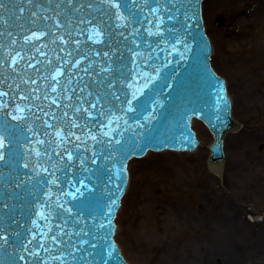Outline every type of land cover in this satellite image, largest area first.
Wrapping results in <instances>:
<instances>
[{"label":"rangeland","instance_id":"1","mask_svg":"<svg viewBox=\"0 0 264 264\" xmlns=\"http://www.w3.org/2000/svg\"><path fill=\"white\" fill-rule=\"evenodd\" d=\"M219 1L212 9L204 4L205 23L215 47L213 64L229 80L234 119L243 129L226 136L229 165L221 177L206 165L209 138L195 155H158L161 177L153 173L156 161L148 164V158L129 166L132 184L116 223L117 242L132 264H264V222L244 216L264 214V0ZM239 8L250 10L241 25L234 19ZM219 14L224 23L218 26ZM231 34L254 42L252 49L247 44L238 50L243 75L251 78L244 89L223 56ZM196 128L200 139L206 136L201 125Z\"/></svg>","mask_w":264,"mask_h":264},{"label":"water","instance_id":"2","mask_svg":"<svg viewBox=\"0 0 264 264\" xmlns=\"http://www.w3.org/2000/svg\"><path fill=\"white\" fill-rule=\"evenodd\" d=\"M188 5H195V3H197L199 0H184ZM206 1L207 0H205V3H206ZM155 3H157L158 5H159V7H163V4L165 3V1L164 0H155L154 1ZM9 3L10 4H12V0H9ZM170 4H169V6H171L172 4H174V3H172V2H169ZM172 3V4H171ZM175 5V4H174ZM191 8H192V10L190 11V13H192V14H190L189 12H188V14H185V12H186V9L187 8H185V9H183V10H185V12H183V13H180L179 15H180V19H182V20H184L183 22H185V25H186V27H188V26H192V25H194V26H199L200 25V22L199 21H195L194 19H192L194 16L196 17V9H195V6H191ZM163 10V9H162ZM203 10H204V8H203ZM173 12V11H172ZM192 19V20H191ZM203 19L205 20V22H206V19L203 17ZM180 26H182V23H180ZM212 44H213V56H214V53H215V47H214V43L212 42ZM213 56H212V61H213ZM213 63V62H212ZM213 67H214V65H212ZM75 80L80 84V88H79V90H81V92H82V90H84L85 89V86L83 85V82H81V80H80V78H75ZM4 81V79H2V80H0V82H3ZM227 81V80H226ZM47 83V82H46ZM199 83H201V82H199ZM228 83V82H227ZM204 85V84H203ZM228 87V86H227ZM197 89H198V87H197ZM198 90H200V88L198 89ZM221 92V90H219V89H216V92H217V94H219V92ZM229 93V92H228ZM7 96V95H6ZM231 97V100H232V96H230ZM7 99H8V101L10 100H15V98H13L12 96H10V95H8L7 96ZM234 108H235V104L232 102V115H233V117H234ZM225 112H227L226 110H224V111H222L221 112V115L219 116V118L221 119V120H218V122H217V120L216 121H214V125H212V127H213V129H214V133H215V135L217 136V138H220L222 135H223V133H224V131L225 130H231V131H235V130H237V125H236V123L235 122H233L232 120H230L228 117H227V119L226 120H222L223 119V117H225ZM193 123H194V119L192 120V126H193ZM143 129H145V128H143ZM242 129H243V127L241 126V129L238 131V132H236V133H228V134H239L240 135V133L242 132ZM146 130V129H145ZM137 134V132L135 133V135ZM228 134H226V136L228 135ZM138 135V134H137ZM198 136V135H197ZM226 136H225V138H224V144H223V149H224V154H225V156H226V165H225V168H224V171H223V175L225 174V172H226V169H227V167H228V165H229V162L227 161V155H226V151H225V141H226ZM193 141V139L192 138H189V140L187 141V140H185V142H186V144L188 145V146H190L191 145V142ZM200 141V143L202 144V141L201 140H199ZM136 141L133 139L131 142H128L127 144H131L132 146H135L136 144ZM202 147H203V144L201 145ZM186 147V146H185ZM202 147H197L196 149H195V153L198 151V150H202ZM214 148V154H212V156L211 157H209V159H208V162H209V165H215V164H220L221 162H222V159H223V157H219L218 156V151H217V148H218V143L217 142H215L214 143V146H213ZM168 152L169 151H163V152H159V154H168ZM151 152H148L146 155H145V157L144 158H141V160L143 161V160H145L146 158H147V156H149V154H150ZM153 153H155V152H153ZM191 153V155H195V153L194 152H190ZM190 153H188V152H186L185 154L186 155H190ZM193 153V154H192ZM217 157L216 158V160H214L213 158L214 157ZM140 159H133L132 161V163H130L129 164V166L130 165H132V164H134V163H136V162H138ZM123 171V170H122ZM129 172H130V169H129ZM120 180H121V183L118 185V187H119V189H120V191L119 192H121L122 191V189H123V187H124V180L122 179V178H120ZM123 182V183H122ZM131 184H132V176H131V173H130V181H129V185H128V189H127V191H126V194H125V196H124V198L125 197H127V193H128V190H129V187L131 186ZM123 198V199H124ZM112 201H113V205L110 207V209H109V214H108V217L109 218H112L113 217V214H114V212H115V209L117 208V201H118V196L117 197H112ZM122 204H123V201H122ZM122 206H121V208H120V210L118 211V213H117V217H118V215H119V213H121V211H122ZM117 217H116V220H117ZM112 226V225H111ZM119 232H120V229H119V225H118V229H117V231H116V240H117V238H118V234H119ZM25 240V237L24 236H22V240H21V242H23ZM23 244H20V245H15V246H10V249H11V251H13V255L15 256V255H17V251L18 250H20L23 246H22ZM120 247H121V245H120ZM121 250H122V247H121ZM123 251V250H122ZM123 253V252H122ZM16 261V260H15ZM119 261H121V259L119 258ZM122 263V262H121ZM18 264H25L24 263V261H20Z\"/></svg>","mask_w":264,"mask_h":264},{"label":"bare ground","instance_id":"3","mask_svg":"<svg viewBox=\"0 0 264 264\" xmlns=\"http://www.w3.org/2000/svg\"><path fill=\"white\" fill-rule=\"evenodd\" d=\"M221 1H219V0H207L206 1V9H212V8H214V7H217V5L219 6L221 3H220ZM240 9V11H237V13H236V16H235V18L234 19H236V22H238L239 21V24L241 25V24H244L245 22H247L249 19H250V13H248V12H250V10H246V11H242V8H239ZM206 14H208V12L206 13ZM209 15V14H208ZM205 18V17H204ZM240 33V32H239ZM231 40H226V43L224 44V55L223 56H225L226 57V59H227V61H225L226 62V64H227V66L228 67H230L231 68V70H233V72H234V75L235 76H240V78H241V81H240V83L241 84H243V86H241L242 87V89H244L246 86H245V83L249 80V81H251V78L249 77V75L246 73L245 75H243V73H244V66H242L243 65V63H244V59L243 58H241L240 56H238V50H241L242 49V46L243 45H247L248 44V47L249 48H251L252 49V47H253V45H254V42H251L252 40H247V38L245 39V41L243 40V37L242 36H240V34H237L236 36L235 35H232L231 34V38H230ZM258 39V38H257ZM239 46H241V47H239ZM259 56V53H258V51L257 50H254V54H253V57L254 58H257ZM224 60V59H223ZM212 65H214L213 63H212ZM214 67H215V65H214ZM216 68V67H215ZM217 69V68H216ZM243 71V72H242ZM242 74V75H241ZM226 80H227V82L229 81L228 80V78H226L225 76H223ZM255 78H253V82H255ZM252 94V93H251ZM243 98V101H245L244 100V98H247L246 96H244V97H242ZM242 98H238L237 97V99L239 100V101H241V99ZM198 122L194 119V123H193V128L194 127H196V126H198V124H197ZM200 125V124H199ZM195 129V128H194ZM195 131H196V129H195ZM198 135V134H197ZM206 138H211V136H209V134H207L206 133V136H204L203 138H199V136H198V139H200L201 141H202V143H204V141H205V139ZM158 155H161V156H158ZM174 155V153H171L170 151L168 152V154H159V153H153V152H151L150 154H149V156H147V158H148V160H147V162H148V164L149 163H151V162H155V163H157V165H156V167H155V170L153 171V173H154V175L155 174H157V172H158V174H159V176L161 177V174L160 173H162V168L161 167H159L158 168V165L160 164L159 162H162L161 160H160V157L161 158H163V157H166V158H171L172 156ZM181 155H186L184 152L183 153H181ZM158 156V157H157ZM139 161H141V159L139 160ZM159 163V164H158ZM164 176V175H163ZM134 229V228H133ZM135 231V230H134ZM127 232V231H126ZM136 232V231H135ZM141 233H142V230H141ZM141 233H139V236L137 237V239H139L140 241H141ZM148 239H150V243H151V237H150V234L148 235ZM123 255H124V252H123ZM124 256H126V259H127V261L128 262H130V263H135V261L132 259V256L130 255L129 257L125 254Z\"/></svg>","mask_w":264,"mask_h":264},{"label":"snow or ice","instance_id":"4","mask_svg":"<svg viewBox=\"0 0 264 264\" xmlns=\"http://www.w3.org/2000/svg\"><path fill=\"white\" fill-rule=\"evenodd\" d=\"M112 6L117 8V19H121V20L124 19V17H122V16L119 14V8H120V5H119L118 3H114ZM124 8L127 9V4H124ZM153 11L155 12L156 10L153 9ZM96 35L99 36V35H100V32L97 31V32H96ZM34 36H35V34H34ZM35 38H36V39H39V36H35ZM29 39H31V37H30ZM30 66H31V65H30ZM60 74H61V73L59 72V70H57L56 75L52 76V79L55 80V79H56V76H58V75H60ZM33 83H35V81H33ZM69 83H71V82L69 81ZM52 91H55V88H54V87H53ZM93 107H94V105H93ZM76 111H80V109L77 108ZM14 118H15V117H14ZM73 126H76V125L74 124ZM57 135H60V134L57 133ZM77 139H79V137H77ZM92 139L95 140V136H93ZM0 146H3V145H2V142H0ZM68 158L71 159V153H68ZM2 159H3V155L0 154V160H2ZM53 239H55V238H53ZM41 247H43V245H41Z\"/></svg>","mask_w":264,"mask_h":264}]
</instances>
